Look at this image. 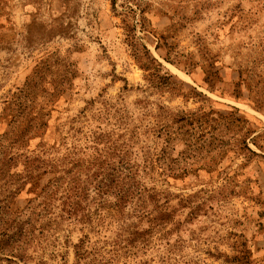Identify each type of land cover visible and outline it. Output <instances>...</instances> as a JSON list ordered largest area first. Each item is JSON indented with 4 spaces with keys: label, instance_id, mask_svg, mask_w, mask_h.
<instances>
[{
    "label": "rangeland",
    "instance_id": "obj_1",
    "mask_svg": "<svg viewBox=\"0 0 264 264\" xmlns=\"http://www.w3.org/2000/svg\"><path fill=\"white\" fill-rule=\"evenodd\" d=\"M129 166L149 218L93 188ZM5 224L17 264H264V0H0Z\"/></svg>",
    "mask_w": 264,
    "mask_h": 264
},
{
    "label": "trees",
    "instance_id": "obj_2",
    "mask_svg": "<svg viewBox=\"0 0 264 264\" xmlns=\"http://www.w3.org/2000/svg\"><path fill=\"white\" fill-rule=\"evenodd\" d=\"M96 163L99 164V166H109L111 164L106 160L101 161V159H97ZM55 167L54 162L50 163L51 169H55ZM75 168L76 170H74ZM74 169L67 171L65 173L66 176L56 179L55 183L49 185L47 196L51 204L50 212L53 215H56V211H59L60 213L67 214L70 217L73 215H80L83 217V220L91 221V213L87 207L83 208V203H85L87 199V189L80 183V177L77 173L78 166L74 165ZM102 169L103 168H101V170ZM125 171H127L126 175ZM137 176L139 175L134 172V167L132 166L123 168L121 171L113 170V174H111V176L102 175L104 181L107 180L106 182L101 181L99 186H93V188L98 193L107 192L106 194L113 190L112 193L117 196L120 204L118 207L116 206L118 210L117 213H120V206L124 207L125 204H131L135 201V206L138 207L137 212L140 214L142 213L144 216L149 218V212H146L147 198L145 197V192L143 191ZM92 185L94 184L92 183ZM5 225L6 226H1L3 232L0 234V253L7 257L6 262H8V264H17L16 260L22 262L25 259L22 254L23 248H15L17 245L12 243L11 240L17 233H12V235L11 232H9V225ZM6 248H9L10 250H4Z\"/></svg>",
    "mask_w": 264,
    "mask_h": 264
}]
</instances>
